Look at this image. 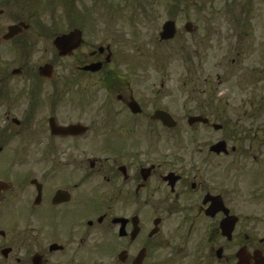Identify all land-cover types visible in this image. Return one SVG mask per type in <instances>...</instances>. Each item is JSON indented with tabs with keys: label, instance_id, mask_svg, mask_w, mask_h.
Wrapping results in <instances>:
<instances>
[{
	"label": "flooded vegetation",
	"instance_id": "obj_1",
	"mask_svg": "<svg viewBox=\"0 0 264 264\" xmlns=\"http://www.w3.org/2000/svg\"><path fill=\"white\" fill-rule=\"evenodd\" d=\"M210 1L0 0V264H264V0Z\"/></svg>",
	"mask_w": 264,
	"mask_h": 264
},
{
	"label": "rangeland",
	"instance_id": "obj_2",
	"mask_svg": "<svg viewBox=\"0 0 264 264\" xmlns=\"http://www.w3.org/2000/svg\"><path fill=\"white\" fill-rule=\"evenodd\" d=\"M210 2H209L210 4L207 7L208 10L217 7L216 6L217 5V1L216 0H212ZM180 7H182V6H180ZM180 12H182V11H180ZM182 22H183V20H182ZM165 60H166V57H165L163 62L168 64L169 68H171L170 69L171 76H169V78H172V79L175 80L174 82L173 81H170V82L167 81L169 84H171L169 88H177L180 78L181 77L183 78V77L187 76V71H186L187 69L184 66V61H183V59L180 58V56L177 57V58L169 57V60L168 59L166 61ZM173 83H174V85H173ZM175 92H177V91H174V93Z\"/></svg>",
	"mask_w": 264,
	"mask_h": 264
},
{
	"label": "water",
	"instance_id": "obj_3",
	"mask_svg": "<svg viewBox=\"0 0 264 264\" xmlns=\"http://www.w3.org/2000/svg\"><path fill=\"white\" fill-rule=\"evenodd\" d=\"M175 34H176L175 24H173V22L172 23H169L167 25L165 31H164V35H166L165 36L166 39L175 37ZM60 43H61V39L58 40L57 45L59 46V48L62 49L63 47H61ZM169 118H171V117L170 116H168V117H166V116L165 117H162V119H164V120H167Z\"/></svg>",
	"mask_w": 264,
	"mask_h": 264
}]
</instances>
